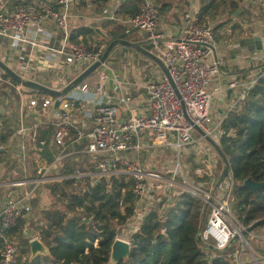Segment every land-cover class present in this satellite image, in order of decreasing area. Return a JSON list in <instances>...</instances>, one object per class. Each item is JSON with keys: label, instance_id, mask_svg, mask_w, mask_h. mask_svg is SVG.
Instances as JSON below:
<instances>
[{"label": "built area", "instance_id": "2783aa9c", "mask_svg": "<svg viewBox=\"0 0 264 264\" xmlns=\"http://www.w3.org/2000/svg\"><path fill=\"white\" fill-rule=\"evenodd\" d=\"M76 1L0 0V60L23 80L45 86L38 81L36 73L46 74L53 69L66 73L65 77L52 81L54 86H47L55 93L40 96L8 74L4 76L5 72L0 69V86H11L18 96L19 127L16 132L20 136L29 133L31 140L39 141L35 128L31 131L23 124L26 110L48 111L53 118L54 128L49 146L52 161L46 167H40L41 176L45 177L47 171L57 167L63 159L81 155L96 163L92 175L97 181L101 177L126 174L132 181L131 192L135 202L162 184L175 185L181 191L198 197L205 207H209L200 238L203 242L212 239L217 250H224L230 245V238L241 230L235 225L238 222L230 204L233 179L227 171L224 188L219 191L220 182L214 183L212 177V168L216 163L214 150L203 134L218 144L223 134L220 124L227 111L248 94L264 73V32L260 36L259 48L252 47L238 56L239 62L254 66L252 78L241 82L234 77L224 87L212 88L213 78L218 75L222 64L221 57L216 55L215 26L210 19H200L198 12L187 6V0L176 36L160 26L163 17L159 6L152 0H140L137 13L130 17H116L114 11L117 8L110 14L100 16L99 20L119 22L126 33L133 31L143 35L152 51L156 52L153 53L162 69L154 78L141 82L140 87L136 86L145 94V101L140 102L134 96L130 82L113 73L109 55L98 70L95 69L79 83L72 84L82 71L101 56L100 49H88L81 36L75 39L71 37L76 34L77 21L82 17L76 12ZM49 24H52L50 26L54 27V31L49 29ZM38 48L57 58L45 56L41 64L34 66L32 52ZM25 54L27 59H24ZM7 90V87L2 88V98ZM227 90L235 95L233 103L227 111L218 114L215 121L206 124L211 120L210 109L215 92L225 93ZM55 102L57 105L54 108ZM142 132L152 135L150 143L141 139ZM39 142L45 144V140ZM155 147H168L175 152L177 167L169 169L171 177L147 169L139 162L141 151ZM191 148L198 152L204 163V167L196 168L193 175L195 178L206 177L213 183L209 189H204L201 184L197 186L183 176L182 182L175 181L174 175L177 170L180 171L179 155ZM129 153L132 154L130 158L127 156ZM74 176L78 178L83 174ZM24 184L23 180L12 182L13 186ZM31 193V189H24L19 197L0 198V264H17L16 244L2 230L16 224L23 213L30 211ZM162 205L166 208L170 204Z\"/></svg>", "mask_w": 264, "mask_h": 264}, {"label": "trees", "instance_id": "16d2710c", "mask_svg": "<svg viewBox=\"0 0 264 264\" xmlns=\"http://www.w3.org/2000/svg\"><path fill=\"white\" fill-rule=\"evenodd\" d=\"M159 6L160 14L169 13L177 0H152ZM86 7L87 0H77ZM93 2V0H92ZM100 11L106 0H95ZM140 0H126L114 11L116 17H130L137 13ZM226 0H200V19L213 18ZM110 21L104 22L105 26ZM101 38L93 26H80L72 39L81 36L88 49L98 50L99 43L106 47L111 40H128L136 50L147 51L138 46V40L126 37L125 28L116 21ZM101 26H103L101 24ZM99 26V27H101ZM102 28V27H101ZM130 49L128 46H122ZM150 50L151 46H148ZM148 48V49H149ZM104 47L100 49V54ZM4 76H8L6 73ZM8 88L4 96L15 98L14 89ZM26 88L36 94H48L35 87ZM4 115L0 113V118ZM218 148L221 153L217 161L228 165L232 176L230 204L233 216L242 226H248L264 218V187L251 190L242 185L246 178L264 183V73L255 81L248 94L230 108L222 119ZM232 133L233 136H228ZM8 137L6 120L0 124V142ZM68 158L61 161L65 177L46 184L49 192L57 198L58 204L41 211L38 238L47 246L49 255L29 258V239L23 234L24 220L2 230L13 240L20 254L17 264H108L111 244L116 236L114 223L123 224L134 214L135 198L131 192L132 181L126 174L101 177L95 184L92 175L96 163L91 158L77 156L68 164ZM84 162L85 168L73 166ZM81 165V164H80ZM91 173V174H88ZM75 174H83L76 178ZM204 180H207L204 177ZM79 188V189H76ZM172 204V205H171ZM162 212L149 210L138 228L129 236L130 253L116 264H238L233 257L234 242L224 250H217L214 240L203 242L198 238L206 220L205 204L196 196L180 191L177 198ZM88 220V221H86ZM161 229H164L161 232ZM2 238H0V253Z\"/></svg>", "mask_w": 264, "mask_h": 264}, {"label": "rangeland", "instance_id": "374dc122", "mask_svg": "<svg viewBox=\"0 0 264 264\" xmlns=\"http://www.w3.org/2000/svg\"><path fill=\"white\" fill-rule=\"evenodd\" d=\"M226 4L222 6L219 11L215 14L213 18H209L213 21L215 26V39L218 40H226L224 46L230 44L231 42L236 41L241 36L245 34H253L255 32H261L264 28V0H226ZM176 10L174 14L166 13L162 15L163 17V24L166 26H173L178 25L179 21L178 18L182 16L185 6V3L182 0H177L176 2ZM95 8L92 9V12H84L83 15L86 17L81 18L77 22L80 27L81 25L86 26H93L97 25V27L101 26L100 21H96L94 18L95 16L101 14L103 12V8L100 11L98 3L96 2ZM76 7L82 10V6L76 4ZM177 15V16H176ZM104 22H108L109 20H103ZM112 22V21H110ZM109 22V23H110ZM112 26V23H110ZM104 27V26H103ZM108 29L106 32H109ZM126 37L131 40L139 39L138 46L142 47L143 49H147L152 56L155 51L150 50L148 46L150 44L145 40L144 36L137 33V32H128ZM105 50L104 43H99L98 50L103 48ZM149 48V49H148ZM140 50H136L134 47H130V49H124L122 45H116L113 47L109 53L110 59L108 60L110 63V67L113 73H117L122 78L130 82L132 86V92L135 97H140L143 100L145 94L140 87L141 82L144 83L147 80H150L156 76L158 72L161 71L162 66L160 62L154 58L155 60L151 59V56L144 55V52ZM154 52V53H153ZM100 67H97L98 70ZM37 75L38 81L40 80L47 86H54L53 82L61 77H65L66 73L64 70H56L53 69L48 71L46 74L39 72ZM138 76V78L135 77ZM214 80V78H213ZM53 81V82H52ZM139 86V87H136ZM220 93V92H218ZM45 95L44 93H40V96ZM215 93V97L211 103V120L206 122V124H210V122L215 121L216 117L218 116L217 108L223 110V112L227 111L228 108L234 101V97L228 102L224 103V97H222V93L217 95ZM14 103V102H13ZM16 104V103H15ZM11 105V104H10ZM141 139L144 142L150 143L152 141V135L145 134V132L141 133ZM213 148V146H212ZM194 148L189 149V151L184 150L180 153L179 157V167L180 171L177 170L176 174L174 175L176 182H182L181 176L185 178L187 181H192V183H196L198 186L199 184L202 185L204 189H209L211 184L208 180H204L203 178H195L193 172L196 168L202 167L204 165L203 159L198 154ZM214 150V151H213ZM214 158L216 159L215 167L212 168V177L214 183L220 182L219 191L221 188H224V176L219 180L223 170H224V162L223 164H219L218 154L216 155L215 149L213 148ZM127 156L130 158L132 154L129 153ZM80 157L83 156H79ZM175 152L165 148H158L155 149H145L140 152L139 154V162L141 165L147 169H152L161 173L165 177H171V172L169 169H174L177 167V161L175 160ZM75 158H69L68 164L72 165L71 163ZM75 161V160H74ZM73 166H81L85 168L86 164L84 162H75ZM81 164V165H80ZM62 164L57 165V167L50 169L47 171L45 180H47L46 184L57 180L61 174V166ZM204 167V166H203ZM182 174V175H180ZM97 182V179L93 182L94 184ZM45 183L41 184V191L36 195V206H33L32 209L37 208L36 212H38V208L45 210L48 208H53L58 204L57 198L53 197L52 194L49 192L48 188L45 186ZM207 187V188H206ZM79 189V188H76ZM181 189L179 187L173 186H166L165 184L160 185L157 187L156 190H149L147 194L143 197L142 200L135 202V209L134 214L132 217L126 220L123 224H116L114 223V230L116 233V238L126 239L129 241V236L132 230H136L141 222L142 217L151 209L157 210H164L165 204H171L179 195ZM208 191V190H207ZM172 205V204H171ZM207 221L210 209L206 207ZM41 210V211H42ZM34 214V213H33ZM88 221V220H87ZM235 225L238 226L240 229L243 227L239 223L235 222ZM13 242L16 244V239L13 238ZM234 242V250L233 257L234 260L238 264H264V226H260L255 228L250 234L245 235V239L238 237ZM231 244V243H230ZM18 250V249H17ZM18 254H20L18 250Z\"/></svg>", "mask_w": 264, "mask_h": 264}, {"label": "crops", "instance_id": "0c3cea01", "mask_svg": "<svg viewBox=\"0 0 264 264\" xmlns=\"http://www.w3.org/2000/svg\"><path fill=\"white\" fill-rule=\"evenodd\" d=\"M13 1L29 2L33 0ZM125 1L126 0H106L103 12L95 16L94 19L96 21H100L104 26H101L102 28L98 27L104 34L107 35L106 31L110 29L111 26L110 23H107L105 26L104 21L99 20V17L112 13L115 8H117L122 2ZM182 1L185 2V0ZM87 3L88 5L86 7H83L82 10L77 7L75 8L76 12L82 16L81 18L86 17L82 14L83 11L86 13H90L92 12V9L96 7L95 0H93V2L92 0H87ZM186 3L189 8H193L194 11L198 12L200 0H187ZM176 5L173 6L169 13L174 14V11L176 10ZM183 6H185L186 8V4H184ZM178 20H180L178 25L175 24L173 26H166L165 28L162 21L160 26L162 25V28H165L170 35L176 36V30L178 29L182 21V16L181 18L179 16ZM50 25L52 24H49V29L51 31H54V27ZM263 32L264 28L261 32L245 34L244 36H241L236 41L231 42L226 46H224L226 40L217 41L215 39L216 55L221 57L222 64L219 68L218 75L215 76L212 82V88H219L220 86L224 87L226 83L234 77H236L241 82L248 81L252 78V75H254L255 73L254 66L244 64V62H239L238 56L241 53L249 51L252 47H255L254 38L259 37L261 40L260 36ZM56 41L57 38L55 37L54 42ZM143 53L146 56H151V59L153 60H155L154 58L158 60V58L155 55L152 56V54L148 50L144 51ZM32 54V63L34 64V66H38L39 64H41L40 61H43L45 56L51 57V59L57 58V56L53 55L52 53H48L46 50H41V48H38L37 50L33 51ZM24 59H27L26 54L24 56ZM109 87L110 85L107 87V89ZM215 93H217V95H220L218 91ZM222 97H224V103H226L227 105L228 102L232 99V97L235 98V95L225 92L222 93ZM145 99V97H143V100L140 97L137 98V100L140 102H144ZM217 112L218 114H220L221 112H223V110L217 108ZM0 113L4 115L2 118H0V124L3 120H6L8 133L6 141L2 143L0 142V198H5L7 196L19 197L24 189L32 190V197L30 199L31 209L30 211L23 213L21 217L24 220V236L30 238L37 237L40 225L39 218L41 216L42 209L38 208L39 211L36 212L37 208H32L33 206H36V195L41 191V184L47 183L45 177L41 176L40 167H46V165L52 161V153L49 150V146L51 143L54 121L50 112L48 111L42 112L37 110L31 112L29 110H26L24 112V117L22 119L23 124L27 126L31 131H33V128H35V133L37 135L38 140H45V144L41 145L39 141L31 140L29 133L25 136H20L16 132L19 127V113L17 100L15 98L1 97ZM18 180H23L25 184L21 186H13L12 182ZM44 256H47V254Z\"/></svg>", "mask_w": 264, "mask_h": 264}, {"label": "water", "instance_id": "95a60500", "mask_svg": "<svg viewBox=\"0 0 264 264\" xmlns=\"http://www.w3.org/2000/svg\"><path fill=\"white\" fill-rule=\"evenodd\" d=\"M95 32L101 36V38L106 39L107 35L104 34L98 27L94 28ZM116 45H122V46H128V47H134V45L129 42L128 40H111L103 53L101 54L99 60L92 63L89 67H87L84 71H82L72 82L73 85L79 83L82 79H84L86 76L91 74L105 59H107L111 49L115 47ZM254 45L256 48L260 47V38L255 37L254 38ZM0 69H2L6 74L11 76L16 82L22 83L24 86H31L35 87L36 89L42 90L44 92H47L49 94H53V92L50 88L47 86L34 82V81H26L23 80L19 75H17L13 70H11L4 62L0 60ZM165 74L166 71L164 70ZM67 89V88H66ZM227 93H230V90H227ZM57 102L54 103V108L56 107ZM197 130L203 134V132L197 128ZM205 140L213 146L215 151L217 152L220 157L222 156L218 144H216L209 136L203 134ZM228 136H233L232 133L228 134ZM224 162V170L220 176V179L227 173L228 171V165L226 163V160L223 159ZM242 185L245 187L250 188L251 190H255L260 187H264L263 182H255L251 178H246L243 180ZM87 221V220H86ZM264 226V218H260L249 224L248 226H245L243 229L239 231V234L234 235L232 238H230L229 242L232 243L234 240H236L238 237L244 238L245 235L250 234L255 228ZM198 238H200V231L198 233ZM29 252L30 256L29 258H33L37 255H49V251L47 246L37 237L32 238L29 240ZM130 253V242L126 241L122 238H114L111 247H110V253H109V260L108 264H116L121 259H126L129 256Z\"/></svg>", "mask_w": 264, "mask_h": 264}]
</instances>
